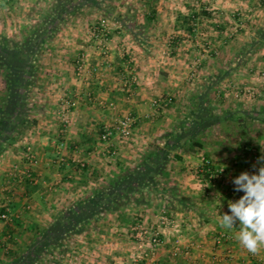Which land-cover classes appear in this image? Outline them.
I'll return each instance as SVG.
<instances>
[{
	"label": "crops",
	"instance_id": "1",
	"mask_svg": "<svg viewBox=\"0 0 264 264\" xmlns=\"http://www.w3.org/2000/svg\"><path fill=\"white\" fill-rule=\"evenodd\" d=\"M228 13L263 29L264 0H0V36L37 41L22 75L27 127L18 111L2 113L0 68V213L10 217L0 220V264H264V250L249 253L218 225L244 194L232 180L259 167L251 151L264 156V63L224 61ZM102 21L111 31L103 45L92 36ZM250 53L264 60V49ZM243 86L257 95L241 96ZM125 116L135 119L130 138L102 142ZM203 159L228 169L224 182L202 181ZM132 176L150 182L119 210L97 214L84 202ZM163 213L171 222L158 228ZM68 217H80L81 232ZM156 228L161 245L136 261L148 245L135 229ZM221 233L230 239L218 244ZM47 244L41 255L60 248V259L34 260Z\"/></svg>",
	"mask_w": 264,
	"mask_h": 264
},
{
	"label": "trees",
	"instance_id": "2",
	"mask_svg": "<svg viewBox=\"0 0 264 264\" xmlns=\"http://www.w3.org/2000/svg\"><path fill=\"white\" fill-rule=\"evenodd\" d=\"M153 12L151 13V15ZM153 21L152 17L148 16L146 20L145 26L147 27L151 22ZM126 28H130L131 26H126ZM259 39L260 41L264 39V29L259 30L258 32ZM52 36V35H51ZM49 36V38L51 37ZM37 41H31V40H25L23 43H18L14 40L9 39L7 36H0V68L3 70L4 73V83L7 88V97L5 100V104L3 105V114L9 115L10 113H15V111H18L19 113V124L18 128L21 129L22 126L27 127V122H26V114L28 113V108H27V103H26V86L30 85L29 81L28 84H24L22 82L23 79H25L28 74L31 75V73H28L26 71L25 66L30 64L32 59L30 58L34 55V47L36 45ZM26 50V51H25ZM27 52V53H26ZM33 58V57H32ZM22 75H24V78L22 79ZM24 81V80H23ZM17 102H16V101ZM16 102L17 104L12 105V102ZM5 120L0 119V125H4ZM7 142L12 143L16 140L15 137L10 135L9 137L7 136ZM195 146H201L200 143L193 142ZM163 157H157L158 161L160 162ZM156 159V160H157ZM204 172L208 174V170L210 169L208 166H204ZM212 169V167H211ZM134 175V174H132ZM127 181H122L119 182L117 180L111 181L108 184V187L106 189H101L97 190L95 192V196H97L96 199H88L84 200V202H91L93 208V211H96V213H101L102 211L106 210H119L122 206L126 205L128 202V199L126 198L128 194H133L135 192L141 191L143 188H145L147 185H145L148 181H143V178L141 176H132L129 179H126ZM150 182V181H149ZM148 182V183H149ZM145 183V184H144ZM147 183V184H148ZM114 190L115 197H112L111 194L108 195V190ZM103 198L102 196L99 197L98 195H104ZM99 197V198H98ZM139 203H141L140 200H138ZM81 206L83 204V201L79 203ZM79 206V205H78ZM6 213V211H1L0 215ZM85 216V215H84ZM82 216L84 219L85 217ZM88 216V215H86ZM90 217L95 216V212H93ZM88 216V218H89ZM80 217H68L66 219V224L67 228L69 226L72 227V232L78 233L81 232L80 229L75 230V225L76 223L79 222ZM78 219V220H77ZM82 219V220H84ZM81 222V221H80ZM83 222H86L85 220ZM75 230V231H74ZM64 233V232H60ZM53 245L55 246H60L61 244L56 241ZM49 248V244H47L43 249H39L36 251L34 254V260L39 258L41 254ZM34 261H32L33 263ZM31 263V264H32ZM29 264V263H28Z\"/></svg>",
	"mask_w": 264,
	"mask_h": 264
},
{
	"label": "clouds",
	"instance_id": "3",
	"mask_svg": "<svg viewBox=\"0 0 264 264\" xmlns=\"http://www.w3.org/2000/svg\"><path fill=\"white\" fill-rule=\"evenodd\" d=\"M257 164V172L244 171L232 180L234 191L244 194L228 202L230 214H218L219 227L232 232L238 244L253 255L264 250V156Z\"/></svg>",
	"mask_w": 264,
	"mask_h": 264
},
{
	"label": "built area",
	"instance_id": "4",
	"mask_svg": "<svg viewBox=\"0 0 264 264\" xmlns=\"http://www.w3.org/2000/svg\"><path fill=\"white\" fill-rule=\"evenodd\" d=\"M109 35H110V29L108 27V24L105 21H102L101 23L95 25L92 28L93 38L96 40L97 43L101 45L107 42ZM83 68H84V63L80 62L77 66V71H81ZM241 92L251 97L256 96L255 91L250 88H243L241 89ZM67 104H68V107H72L74 105V103L69 102V101L67 102ZM134 123H135V119L131 116H125L119 119L113 126L104 128L102 134L100 135L101 141L106 144H110L112 139L114 138H117L120 141L127 140L128 138H130L132 134ZM251 153H252L253 160L257 163V160L259 157H261V155L256 150H252ZM111 154H115V153L112 152ZM29 157L33 162H35V159L32 155H30ZM204 166H208L210 168L208 170V174L204 172V168H203ZM257 171L258 169H256L253 172H257ZM200 173L202 175V181L204 183L215 184V183L224 182L225 178L229 174V171L228 169L224 167L214 166L211 163V161H209L208 159H203ZM0 220L5 223L10 220L8 211L0 215ZM170 222H171L170 219L165 215V213H163L160 216V222L158 223L157 227L158 228L162 226L165 227L169 225ZM158 228L151 229V230L135 229L137 231L138 238L142 243V248L143 246L148 245L147 248L144 247V249L142 250V253L139 254L138 258L140 260H142L143 258H148L149 256L152 257L156 249L161 245L162 243L160 239L161 234ZM229 239L230 237L225 233L219 234V236L216 238L218 244H221L224 241H228ZM177 250L178 249L176 248V251Z\"/></svg>",
	"mask_w": 264,
	"mask_h": 264
},
{
	"label": "rangeland",
	"instance_id": "5",
	"mask_svg": "<svg viewBox=\"0 0 264 264\" xmlns=\"http://www.w3.org/2000/svg\"><path fill=\"white\" fill-rule=\"evenodd\" d=\"M246 15V13H245ZM242 18L241 20L238 19V18ZM222 21H224V29H223V34L224 35V41H225V48H224V56H222V58L224 59V61H227V64L228 65H231V64H235V63H238V60L239 61H243V62H246L247 64H260L262 65L264 63V60H262L263 56H257L255 57V55L251 54L250 51L255 47V48H262L264 49V44H261L260 43V39L258 38L259 35H258V31H256V28L255 26H259V23H256V24H251L249 20H246V19H243V16H234L232 17L230 13H228L227 15H224L223 18H220ZM186 22V21H185ZM107 23V22H106ZM236 24V25H235ZM263 25V29H264V24ZM210 26V24H209ZM110 29V28H109ZM204 30V28H202ZM210 27H209V31H210ZM261 30V29H260ZM186 31V30H185ZM183 31V32H185ZM252 32H255L256 35H254L255 38H253L252 36ZM111 33V31H110ZM251 39V40H250ZM248 40V41H247ZM251 42H250V41ZM259 41V42H258ZM264 41V39H263ZM261 41V42H263ZM213 44V43H212ZM241 50V54H238V56H235L237 55L238 53V50ZM214 51L213 50V47H212V51L209 53V54H206L205 55H208V58L207 59H214L217 55L214 54ZM248 53L251 55L248 56ZM213 54V55H212ZM255 57L256 61L255 62H250V60ZM200 62L202 61L201 58L198 59ZM198 60L196 59L194 62H196L197 64H199ZM243 88H247V87H241L239 90V92L241 93V96L242 93L241 92V89ZM40 93V92H39ZM38 93V94H39ZM256 95L258 92H255ZM245 96V95H244ZM243 96V97H244ZM249 97V95H247ZM35 97V96H33ZM27 108H28V111H30V103L27 104ZM246 122H248V120L246 119ZM140 240L138 238V240L136 239V242L139 243ZM138 246V245H137ZM46 256H43L41 255L40 257L43 258V257H47L48 254V257H52L53 258V261H55L56 259H60L61 257V252H60V248H53V249H49V252L48 253H45ZM51 258V259H52ZM135 260L138 261L139 258L138 256H135Z\"/></svg>",
	"mask_w": 264,
	"mask_h": 264
}]
</instances>
